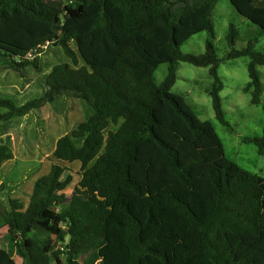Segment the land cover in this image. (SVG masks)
Segmentation results:
<instances>
[{
  "label": "trees",
  "instance_id": "16d2710c",
  "mask_svg": "<svg viewBox=\"0 0 264 264\" xmlns=\"http://www.w3.org/2000/svg\"><path fill=\"white\" fill-rule=\"evenodd\" d=\"M228 1L264 33V0ZM216 2L0 0V67L24 76L47 43L71 62L53 65L35 100L16 106L0 95V121L60 95L92 109L53 150L57 160L80 162L72 194L64 192L72 175L55 163L34 181L26 207L9 200L2 219L21 264H51L52 239L63 264H264V176L227 157L213 123L171 91L178 62L208 67L214 117L227 124L212 41ZM201 31L204 51L183 52ZM237 34L230 22L225 58L249 57L243 90L259 104L264 46L252 37L236 49ZM161 63L168 69L157 83ZM251 140L262 154L264 129ZM9 157L0 146V165ZM0 264H16L2 248Z\"/></svg>",
  "mask_w": 264,
  "mask_h": 264
},
{
  "label": "rangeland",
  "instance_id": "374dc122",
  "mask_svg": "<svg viewBox=\"0 0 264 264\" xmlns=\"http://www.w3.org/2000/svg\"><path fill=\"white\" fill-rule=\"evenodd\" d=\"M211 19L214 30L212 41L221 59L217 75L223 85L220 97L227 124H221L214 117L211 97L207 92L212 82L208 67L178 62L171 91L182 95L200 119L213 123L227 157L243 169L264 176V152L259 154L256 144L251 140L261 136L264 129V65L257 66L262 91L260 103L253 104L250 101V92L243 90L249 79V57L225 58L229 51L225 35L230 22L238 32L234 45L236 49L243 48L249 38L253 37L256 38L255 47L260 50L264 46V33L258 26L241 16L228 0H217ZM207 36V31L198 32L180 49L183 52L200 54L204 51ZM36 55L38 68L26 66L24 76L5 65L0 67V95L11 100L16 106L44 94L45 78L53 65L60 62L71 63L59 46L52 43H47ZM167 69V63H161L155 69L154 79L157 83L164 79ZM0 111L3 109L0 108ZM91 113V106L85 100L60 95L22 116L0 121V146H3L10 156L0 165V248L6 250L16 264H21L22 259L2 219L10 208L9 200L17 199L26 207L34 181L48 173L55 163L67 168L65 174L72 175L70 184L64 190L66 195L72 194L81 175L80 162L57 160L53 157V150L61 136L69 134ZM116 128L117 126L110 124L107 130ZM60 249L61 242L52 239L47 249L52 258L51 264L64 263L65 257L59 253Z\"/></svg>",
  "mask_w": 264,
  "mask_h": 264
},
{
  "label": "built area",
  "instance_id": "2783aa9c",
  "mask_svg": "<svg viewBox=\"0 0 264 264\" xmlns=\"http://www.w3.org/2000/svg\"><path fill=\"white\" fill-rule=\"evenodd\" d=\"M46 46V44L45 45H43L42 47H45Z\"/></svg>",
  "mask_w": 264,
  "mask_h": 264
}]
</instances>
